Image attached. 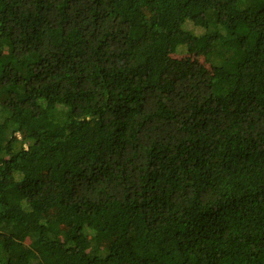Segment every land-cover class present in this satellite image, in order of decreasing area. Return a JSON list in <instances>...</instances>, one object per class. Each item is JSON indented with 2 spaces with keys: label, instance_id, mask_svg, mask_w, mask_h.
<instances>
[{
  "label": "trees",
  "instance_id": "trees-1",
  "mask_svg": "<svg viewBox=\"0 0 264 264\" xmlns=\"http://www.w3.org/2000/svg\"><path fill=\"white\" fill-rule=\"evenodd\" d=\"M0 264H264V0H0Z\"/></svg>",
  "mask_w": 264,
  "mask_h": 264
},
{
  "label": "rangeland",
  "instance_id": "rangeland-1",
  "mask_svg": "<svg viewBox=\"0 0 264 264\" xmlns=\"http://www.w3.org/2000/svg\"><path fill=\"white\" fill-rule=\"evenodd\" d=\"M191 28L194 29V31L197 29L193 24L191 25ZM186 53L182 52V54H177L173 56V60L179 61L186 57Z\"/></svg>",
  "mask_w": 264,
  "mask_h": 264
}]
</instances>
